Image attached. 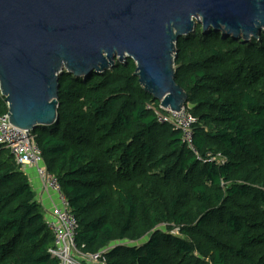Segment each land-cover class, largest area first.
<instances>
[{"label": "trees", "instance_id": "1", "mask_svg": "<svg viewBox=\"0 0 264 264\" xmlns=\"http://www.w3.org/2000/svg\"><path fill=\"white\" fill-rule=\"evenodd\" d=\"M177 50L195 151L149 109L160 103L133 60L60 76L58 120L33 134L77 220L76 246L109 248L107 264H264V33L244 42L198 24ZM45 214L0 150V264H60Z\"/></svg>", "mask_w": 264, "mask_h": 264}, {"label": "water", "instance_id": "2", "mask_svg": "<svg viewBox=\"0 0 264 264\" xmlns=\"http://www.w3.org/2000/svg\"><path fill=\"white\" fill-rule=\"evenodd\" d=\"M198 24L259 40L264 0H0V93L10 124L53 126L64 71L88 77L127 60L163 109L181 111L188 97L176 82L177 44Z\"/></svg>", "mask_w": 264, "mask_h": 264}, {"label": "built area", "instance_id": "3", "mask_svg": "<svg viewBox=\"0 0 264 264\" xmlns=\"http://www.w3.org/2000/svg\"><path fill=\"white\" fill-rule=\"evenodd\" d=\"M153 109L160 124H170L175 129L181 130L185 142L193 150V125L196 119L189 108L184 106L181 111L174 112L170 109ZM8 114L0 117V150H9L15 162L21 166H33L41 181L43 190L55 195L58 204L52 208L46 218V225L54 236V247L50 254L60 264H107L106 251L98 254H83L76 246L77 220L71 213L69 201L63 188L47 168L41 149L36 143L33 132H26L10 124Z\"/></svg>", "mask_w": 264, "mask_h": 264}, {"label": "crops", "instance_id": "4", "mask_svg": "<svg viewBox=\"0 0 264 264\" xmlns=\"http://www.w3.org/2000/svg\"><path fill=\"white\" fill-rule=\"evenodd\" d=\"M21 168L27 175L31 186L36 193V199L46 212L45 215L47 218L50 215L52 208L58 204L57 198L55 197V195L47 193L43 190L41 181L38 178L36 170L33 166H21ZM112 247L113 246H111V248Z\"/></svg>", "mask_w": 264, "mask_h": 264}, {"label": "rangeland", "instance_id": "5", "mask_svg": "<svg viewBox=\"0 0 264 264\" xmlns=\"http://www.w3.org/2000/svg\"><path fill=\"white\" fill-rule=\"evenodd\" d=\"M161 229H162V230H165L166 227H163V226H162ZM173 234H174V235H179V231H178V230H174V231H173ZM146 240H147V239H144V240H142L141 242L146 241ZM125 244H138V243H131V242H126V241H124L123 243H120V244H117V245H118V246H121V245L124 246ZM112 246H114V245H112Z\"/></svg>", "mask_w": 264, "mask_h": 264}, {"label": "bare ground", "instance_id": "6", "mask_svg": "<svg viewBox=\"0 0 264 264\" xmlns=\"http://www.w3.org/2000/svg\"><path fill=\"white\" fill-rule=\"evenodd\" d=\"M128 61V60H127ZM124 63H126V62H124Z\"/></svg>", "mask_w": 264, "mask_h": 264}]
</instances>
